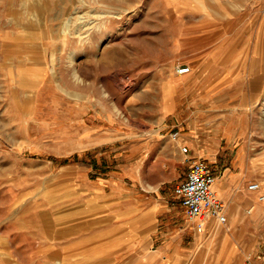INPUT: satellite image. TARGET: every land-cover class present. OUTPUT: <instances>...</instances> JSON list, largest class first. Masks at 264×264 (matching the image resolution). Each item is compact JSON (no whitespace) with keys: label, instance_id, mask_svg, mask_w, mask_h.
<instances>
[{"label":"rangeland","instance_id":"obj_1","mask_svg":"<svg viewBox=\"0 0 264 264\" xmlns=\"http://www.w3.org/2000/svg\"><path fill=\"white\" fill-rule=\"evenodd\" d=\"M193 157L241 177L264 262V0H0V264H146L115 212L186 233Z\"/></svg>","mask_w":264,"mask_h":264},{"label":"crops","instance_id":"obj_2","mask_svg":"<svg viewBox=\"0 0 264 264\" xmlns=\"http://www.w3.org/2000/svg\"><path fill=\"white\" fill-rule=\"evenodd\" d=\"M214 175V191L226 205L228 217L225 224L217 222L214 218H208L204 222L203 229L198 230L195 226L187 224L186 227L189 229L180 235L178 229L169 230L163 227L164 224L159 221V216L164 209L159 207L158 203L149 205L143 203L139 208L124 206L115 212L123 214L121 222L117 223L120 231L116 235L120 238L118 244L120 246L117 245V247H127L125 249L127 251L136 247L134 254L139 255L140 260H146V264H185V261L186 264H198V262L246 264V256L254 257L258 249L255 246L252 247L250 236L248 242L236 241L230 232L229 225L230 222L239 226L247 225V217L242 215L244 212L243 181L235 170L228 168L223 169L218 175L214 172ZM246 199L254 203L253 198L246 197ZM158 201L157 199L156 202ZM114 218H117V215ZM224 231L231 233V236L222 237ZM201 235L204 237L203 254H197L195 245L200 241ZM184 244L187 245L186 248ZM252 262L264 264L257 259Z\"/></svg>","mask_w":264,"mask_h":264},{"label":"built area","instance_id":"obj_3","mask_svg":"<svg viewBox=\"0 0 264 264\" xmlns=\"http://www.w3.org/2000/svg\"><path fill=\"white\" fill-rule=\"evenodd\" d=\"M177 71L185 73L189 71V67H180ZM171 136L173 139H177L176 132H173ZM180 150L183 153H188L186 145L181 146ZM188 160L184 178L174 186V194L180 200L186 220L198 230L204 228V222L208 218H214L217 222L225 224L228 217L226 205L214 191L215 175L210 165L206 161L194 157L188 158ZM247 189L258 190L259 184L257 182L250 183L247 185ZM258 199L263 200L264 195H259ZM247 264H254L251 258L248 259Z\"/></svg>","mask_w":264,"mask_h":264}]
</instances>
